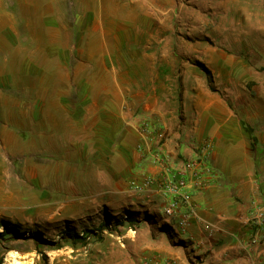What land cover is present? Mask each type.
Returning <instances> with one entry per match:
<instances>
[{"label": "crops", "instance_id": "crops-1", "mask_svg": "<svg viewBox=\"0 0 264 264\" xmlns=\"http://www.w3.org/2000/svg\"><path fill=\"white\" fill-rule=\"evenodd\" d=\"M117 1L123 0H0V202L15 192L19 170L31 188L55 189L75 178L69 172L90 171L80 179L124 194L133 180L166 172L157 153L173 170L208 139L217 174L206 188L186 189L199 207L187 233L167 234L166 198L153 185L136 197L150 215L114 264H136L132 251L175 264H264V244H250L245 225L264 192V162L243 123L249 114L210 91L185 90L180 98L177 81L162 70L149 85L129 26L108 10ZM255 127L264 146V123ZM25 145L43 152H19Z\"/></svg>", "mask_w": 264, "mask_h": 264}, {"label": "rangeland", "instance_id": "rangeland-1", "mask_svg": "<svg viewBox=\"0 0 264 264\" xmlns=\"http://www.w3.org/2000/svg\"><path fill=\"white\" fill-rule=\"evenodd\" d=\"M110 5L109 12L129 26L130 42L138 44L132 50L146 62L148 84L162 70V77L177 81L180 98L185 90L210 91L232 109L249 114L243 123L254 155L264 162V146L253 136L256 123H264L254 118L264 113V0H123ZM17 149L43 152L30 145ZM92 173L69 172L75 178L47 189L25 184L19 170L15 192L0 202V233L6 220L19 234L0 236V264L116 263L117 252L150 213L141 208L132 182L124 194L111 192L101 181L80 179ZM259 179L264 189V177ZM258 201L264 203L263 191ZM127 212L137 221H128ZM104 222L109 227L101 229ZM167 225V234L175 237Z\"/></svg>", "mask_w": 264, "mask_h": 264}, {"label": "built area", "instance_id": "built-area-1", "mask_svg": "<svg viewBox=\"0 0 264 264\" xmlns=\"http://www.w3.org/2000/svg\"><path fill=\"white\" fill-rule=\"evenodd\" d=\"M148 130V127L145 126L144 131ZM154 131L158 130L154 129ZM161 144L162 142L160 146ZM212 152V142L208 139L202 140L196 143L194 156L184 162L180 168L173 170H169L166 156L162 152H159L156 154V159L165 163L166 172L156 176L146 175L142 182L137 180L132 181V188L137 193L145 192L147 188L153 185L160 188L166 198L163 214L168 224L177 233V236L186 234L192 221L199 216V207L193 201L192 194L186 190L189 184L194 186L195 189L201 190L208 187L211 184L212 178L217 174L210 165ZM245 225H247L251 232L250 244H264L263 202L254 200ZM142 264H175V260L152 255L143 258Z\"/></svg>", "mask_w": 264, "mask_h": 264}, {"label": "trees", "instance_id": "trees-1", "mask_svg": "<svg viewBox=\"0 0 264 264\" xmlns=\"http://www.w3.org/2000/svg\"><path fill=\"white\" fill-rule=\"evenodd\" d=\"M127 219L128 221H132V222H135L137 221V219L133 218V216H131V213L130 212H127ZM148 217V216H147ZM1 225L3 226L4 230L2 233H0V236L1 237H5L7 235H9L10 233H13L15 235H18L19 234V231L17 229H14L10 226V223L6 220H3L1 222ZM109 227V224L104 222L101 224V229H104V228H108Z\"/></svg>", "mask_w": 264, "mask_h": 264}]
</instances>
